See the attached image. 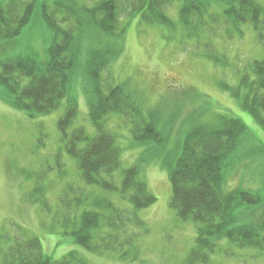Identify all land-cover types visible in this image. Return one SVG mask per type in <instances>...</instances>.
Masks as SVG:
<instances>
[{
  "label": "trees",
  "instance_id": "1",
  "mask_svg": "<svg viewBox=\"0 0 264 264\" xmlns=\"http://www.w3.org/2000/svg\"><path fill=\"white\" fill-rule=\"evenodd\" d=\"M178 1L182 4L178 5L177 22L167 10ZM35 6V0L0 3V41L21 35ZM41 9L52 34L48 60L41 64L30 56L0 59V98L31 116L57 110L67 98L57 123L68 153L77 161L83 185L70 187L72 195L59 196L60 223L66 229L64 234L72 226L77 245L101 256L112 253L124 258L136 247L133 226L145 227L137 210L151 206L157 198L140 177L138 165L123 166L122 149L108 128L109 118L116 115L130 124L137 142L162 145L167 141L157 121L145 118L128 82L115 83L107 73L121 56L128 24L138 17L148 27L183 29L193 38L204 33L217 35L207 22L224 20L236 28L250 25L263 38L264 6L259 0H54ZM206 47V55L225 63L211 45ZM249 71L237 81L234 95L242 98L244 108L264 128V60H254ZM80 79L86 81L82 90L96 129L94 136L83 126L71 127L78 116L75 100ZM242 123L218 114L216 120L194 124L169 168L171 207L181 219L198 225L188 264H215L212 255L223 250L219 243L224 238L239 247L264 250L262 224L233 225L235 200L257 203L259 197L248 191L224 190V166L247 131ZM112 194L134 209L122 207ZM23 237L0 233V264H88L77 250L54 259L44 253L40 238Z\"/></svg>",
  "mask_w": 264,
  "mask_h": 264
},
{
  "label": "rangeland",
  "instance_id": "2",
  "mask_svg": "<svg viewBox=\"0 0 264 264\" xmlns=\"http://www.w3.org/2000/svg\"><path fill=\"white\" fill-rule=\"evenodd\" d=\"M53 1L35 0L32 18L21 35L0 41V59L30 56L41 64L48 60L52 34L41 8ZM259 1L264 6V0ZM181 4L178 1L167 10L177 22ZM207 23L217 35L208 37L204 33L189 38L182 27L183 33L167 26L148 27L135 17L123 35L121 56L107 70L115 83L128 82L145 118L155 119L167 135L162 145L137 142L130 124L116 115L109 118L108 128L122 149L123 166L138 165L140 177L157 198L151 206L137 210L145 223V227L133 226L138 237L134 251L138 252L124 258L112 253L101 256L77 245L72 226L64 234L59 196L72 195L70 187L83 185L77 161L68 153L57 123L67 98L57 110L33 116L0 98V233L7 232L14 239L37 236L44 253L54 259L77 250L88 264H188L198 225L191 219H181L171 207L169 168L180 155L191 127L216 120L218 114L238 118L247 128L240 146L224 166V190L248 191L259 197L257 203L235 200L233 225L262 224L264 233V128L244 108L242 98L234 95L237 81L254 60H264V27L261 38L250 25L236 28L212 19ZM206 44L225 63L206 55ZM82 79L83 86L79 84L76 89L78 116L71 127L83 126L94 136L96 129L82 90L86 81ZM112 198L122 207L134 209L116 194ZM219 244L223 250L212 255L215 264H264V250L239 247L226 238Z\"/></svg>",
  "mask_w": 264,
  "mask_h": 264
}]
</instances>
